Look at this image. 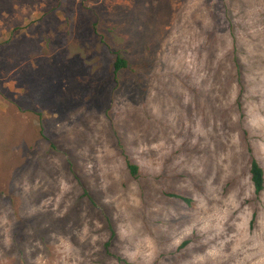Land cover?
Wrapping results in <instances>:
<instances>
[{"label":"rangeland","instance_id":"obj_1","mask_svg":"<svg viewBox=\"0 0 264 264\" xmlns=\"http://www.w3.org/2000/svg\"><path fill=\"white\" fill-rule=\"evenodd\" d=\"M243 129L264 168V0H0V264H264Z\"/></svg>","mask_w":264,"mask_h":264},{"label":"trees","instance_id":"obj_2","mask_svg":"<svg viewBox=\"0 0 264 264\" xmlns=\"http://www.w3.org/2000/svg\"><path fill=\"white\" fill-rule=\"evenodd\" d=\"M114 55V60L112 63V72H113V77L114 80L118 82V76L121 71L127 70L129 68V64L127 60L122 57L117 51L112 52ZM233 64L236 69V74L238 76V84H239V93L237 96V108L239 111V117L242 119L243 117V109H242V94L244 93V86H243V81H242V76H241V70H240V62L237 57V55H234L233 58ZM243 139L245 144H247V153H248V158H249V169H248V174H249V180L252 184L253 187V195L254 199L258 200L261 193L264 191V168L261 165V163L258 161V159L254 156L253 151L251 147L249 146V141H248V132L246 129H243ZM122 154H123V161L124 165L126 168V171L128 173V176L135 180L138 181L141 178V170L139 165L131 159L129 154L126 152V150L123 148L122 149ZM84 196L87 197L88 201L97 206L96 200L94 197L91 195V193L84 189ZM169 196L175 197L181 201H184L186 203H190V199L184 196H181L177 193H170ZM104 220L106 227L109 231V238L108 240L104 243V249L107 254L114 255V253L111 252V248L117 241V234L116 231L112 225V222L108 215L104 214ZM187 244V241H184L181 246ZM117 260L119 261L120 264H134L126 259H123L121 256L114 255Z\"/></svg>","mask_w":264,"mask_h":264}]
</instances>
